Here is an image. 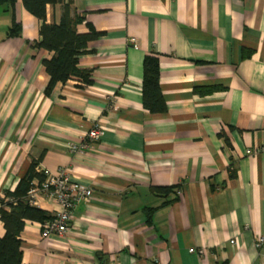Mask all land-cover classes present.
<instances>
[{
  "label": "crops",
  "instance_id": "crops-1",
  "mask_svg": "<svg viewBox=\"0 0 264 264\" xmlns=\"http://www.w3.org/2000/svg\"><path fill=\"white\" fill-rule=\"evenodd\" d=\"M72 13L99 33L78 67L91 85L46 95L53 54L29 44L41 22L16 0L21 35L7 38L0 7V198L33 161L94 191L63 237L25 221L20 264H264V0H72ZM60 16L48 7L47 23ZM149 55L162 115L142 105ZM95 124L101 140L72 151Z\"/></svg>",
  "mask_w": 264,
  "mask_h": 264
},
{
  "label": "trees",
  "instance_id": "trees-1",
  "mask_svg": "<svg viewBox=\"0 0 264 264\" xmlns=\"http://www.w3.org/2000/svg\"><path fill=\"white\" fill-rule=\"evenodd\" d=\"M16 0H0V7L11 14V25L7 38L20 37L21 27L15 21L14 7ZM24 9L41 22L39 39L30 44L31 48L52 53L50 59L42 65L49 77L45 94L49 95L57 84H66L77 79L79 87L91 85V72L80 70V58L88 53V44L99 36L95 29L87 25L88 32L80 34L77 26L84 23V16L72 13V0H21ZM59 5L61 9L58 24L47 23L48 7ZM142 105L152 114H164L166 106L159 88V61L154 55L146 56L143 61ZM38 163L33 161L25 177L19 181L13 192H5L0 198V221L5 235L0 238V264H20L19 236L25 221L44 224L51 220L45 212L31 206L28 192L44 181V174L37 172ZM164 189V193L170 192Z\"/></svg>",
  "mask_w": 264,
  "mask_h": 264
},
{
  "label": "built area",
  "instance_id": "built-area-1",
  "mask_svg": "<svg viewBox=\"0 0 264 264\" xmlns=\"http://www.w3.org/2000/svg\"><path fill=\"white\" fill-rule=\"evenodd\" d=\"M130 43L136 45V39L131 38ZM102 137V131L95 124L84 135L83 141L72 147V151L87 150L93 148L94 144L99 142ZM250 153V152H248ZM44 174V181L34 188L28 194V202L31 206L36 204V196L43 194L45 198L56 202L60 205L61 210L53 218L45 222L41 229V237L46 239L49 237H63L70 229L73 220V210L79 203L88 202L93 196V189L88 186H80L75 184L69 170L60 169L57 174H51L47 170L40 171ZM264 245V236H260L257 240L256 247L260 248ZM191 254L202 255V251L189 250Z\"/></svg>",
  "mask_w": 264,
  "mask_h": 264
},
{
  "label": "rangeland",
  "instance_id": "rangeland-1",
  "mask_svg": "<svg viewBox=\"0 0 264 264\" xmlns=\"http://www.w3.org/2000/svg\"><path fill=\"white\" fill-rule=\"evenodd\" d=\"M7 30H8V26H7Z\"/></svg>",
  "mask_w": 264,
  "mask_h": 264
}]
</instances>
